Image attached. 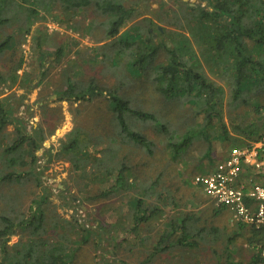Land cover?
<instances>
[{"label": "rangeland", "instance_id": "obj_1", "mask_svg": "<svg viewBox=\"0 0 264 264\" xmlns=\"http://www.w3.org/2000/svg\"><path fill=\"white\" fill-rule=\"evenodd\" d=\"M179 1L143 0L145 3L138 5L142 15L136 21L144 23L145 32L146 28H149L153 33L152 43L157 48V53L140 63L136 70L131 68L130 63L137 55H130L129 51L137 47L133 45H143V43L135 41L129 48L119 42L125 33H133L130 29L133 23H128L113 41L106 39L97 42V38L102 37L103 28L96 25L95 29L92 27L90 29V22L96 19L92 17V9H88L86 13H78L77 18L70 21L64 19V15L61 17L62 21L55 20L54 16H57L58 12L52 14L39 12L36 22L31 26L33 36L35 37L34 31L42 29L48 35L54 36V46L51 48L36 46L34 54H31L28 69L18 75L30 73L32 77H42L40 84L29 92L27 99L33 90L37 92L41 90L45 100L39 101V94H36L32 102L28 100L24 102L29 107L26 109L24 107V110L16 115L29 118L28 127L40 124L47 131L53 129L52 134L43 142V149L38 152V155H44L45 159L46 154L50 152L53 159L41 174L42 186H38L30 170L31 166L11 167L5 159L0 160V179L9 173L17 174L20 170H27L18 177L0 180V227L3 226L2 217L13 220L28 219L31 209L38 207L35 201H42L41 198L44 197L45 199L39 203L44 216L45 229L40 230L38 236L34 235L35 240H38L39 236L56 239L64 230L65 236L73 239L74 233L70 225L58 224L52 228V223L70 221L72 217L84 222L87 227L94 228V222L87 220V214L92 219L96 216L103 226L102 235L88 234L87 240L77 245L78 249L73 253L71 264H166L170 260L167 255L168 250L156 255L155 258L151 255L154 254V246L159 234L165 229L166 220L171 219L172 216H180L178 214L181 212L185 217L193 220L191 224L195 230L190 233L195 234L193 240L198 245L189 248L174 246L170 248V251H182L180 260L181 262L185 260L186 263L180 264H259L252 261L264 243L251 242L248 238L251 227L234 221L228 210L217 208L192 181L195 175L208 170L226 157L231 148L230 140L223 141L220 129L214 128L209 131L210 138L195 137L176 157L169 151L168 137L171 134L178 138L191 125L198 130L196 125L202 122L201 117L195 118L194 111L184 98H165L154 88V71L166 57L160 43L162 38L168 40L167 37H158L155 28L159 30L172 28L167 18L171 16L168 11L178 8ZM186 3L194 6L199 0H188ZM48 18L63 24L65 33H49L45 25ZM147 18L151 19V23L144 21ZM159 18L165 19L164 22ZM7 31L11 32V29ZM23 36L24 33H18L20 42L15 47L20 58ZM167 43L168 47L171 46L170 42ZM58 46L63 47L62 51L54 50ZM149 47L150 44H146L144 49L150 51ZM42 63H45V66L43 73L39 74ZM66 74L76 83H86L92 79L98 86L128 98L133 109L154 114L164 124L166 132L158 133L154 124L150 122L133 121L134 124L130 125L132 130L153 142L152 153L148 154L143 148L131 142L124 145L119 143L121 150L115 156L111 149L106 152L107 148H113L108 145L107 138L111 140L119 130L112 119L111 105L103 95H95L88 102H53L57 98L55 93L62 88ZM45 85L47 88H44ZM260 100L264 105V98ZM45 103L47 110L42 111L41 105ZM12 104L14 112L22 106L15 99L12 100ZM237 112H242V109H238ZM223 114L230 137L236 136L227 109ZM239 121H244V118ZM75 129L81 131V133L79 131L80 137L84 138L86 134L93 139L85 140L87 144L81 151L84 153L62 152L61 144ZM97 136L102 142L92 145V140ZM16 137L14 124L3 127L0 136V156L4 147L11 144ZM234 146L242 148L244 144L236 143ZM24 149L29 148L25 146ZM94 158L103 159L102 164L96 165L97 161L93 164ZM105 162L106 165L112 164L111 170L113 168L116 170L109 181L102 180L107 177L100 176L99 170H104ZM121 162L126 165L124 176L132 189L125 185L120 186L114 181ZM92 164L95 167L92 168ZM62 185L66 188V194H61L58 190L63 188ZM108 190L110 193H107L106 197H101ZM143 190H146L147 197L143 204V209L148 210L146 215L153 207H160L161 213L145 225L140 224L137 231H131L133 207L131 202L135 192L142 193ZM157 194H160V198ZM71 197L74 198L73 202L68 203ZM81 208L83 213L79 211ZM30 231L29 228L20 227L10 236L6 245V252L11 255L8 263L17 260L16 264H24L25 261L31 262L35 259L36 253L27 251L30 248L28 245ZM81 236L82 234H77L76 239L79 240ZM176 255L178 253L175 251L174 259H177Z\"/></svg>", "mask_w": 264, "mask_h": 264}, {"label": "trees", "instance_id": "obj_2", "mask_svg": "<svg viewBox=\"0 0 264 264\" xmlns=\"http://www.w3.org/2000/svg\"><path fill=\"white\" fill-rule=\"evenodd\" d=\"M140 3L143 5L145 2L143 0H0V53L8 49L9 46L16 50L15 47L20 42L18 33H24V36L29 33L40 11H45L46 14L58 12V17L54 16L55 20L62 21L61 17L64 15L63 18L70 21L77 18L78 13H86L88 9H92V17L101 18V20L95 19L90 22V29L91 27L95 29L96 25L103 28L102 37L97 38V42H103L106 39H112L113 41L128 23H133L130 27L133 33H125L119 42L129 48L135 41L143 43V45H133L137 47H133V50L129 51L130 55H137L132 58L130 63L131 68L136 70L140 63L147 61L157 53V48L152 43L153 33L149 28H146L145 32L144 23L136 21L142 15L138 8ZM203 3L204 6H202ZM168 12L171 13V16H167V18L170 21L169 23L172 24V28L163 30L155 28L158 37H167L168 40L162 38L160 43L166 57L165 61L159 63L154 71V88L157 93L165 98H184L194 111L195 118H202V122L196 125L198 130L191 125L178 138L174 137V134L168 137V139L170 138L168 147L172 156L176 157L197 136L205 139L210 138L209 131L214 128L220 129L223 141L230 140L231 147L236 143L244 144L247 141L260 138L264 132V105L260 100L264 98V0H199V3L194 6L179 1L178 8L170 9ZM159 19L162 22L165 20ZM144 21L151 23L149 18ZM8 29H11V32H8ZM34 34L35 37L33 36L32 40L33 54L36 46L39 48L54 46V36L48 35L42 29L34 31ZM167 42H170L171 46L168 47ZM146 44H150V51L144 49ZM62 49V46H58L54 50L60 52ZM55 56L57 57V53H55ZM22 62L23 58L21 56L15 62L12 71L8 73L10 76H6V79L12 80L13 85L23 89V94L18 98L12 95L6 98L5 104H7L8 111L2 110L0 105V136L3 127L7 124H14L17 135L11 144L4 147L0 160L5 159L11 167L16 165L19 168L22 165L31 166L30 170L32 175L35 176L38 186H42L40 180L42 169L38 164L40 159L38 152L42 149V144L46 138L52 134L53 129L47 131L40 124L35 127H28L27 121L29 118L19 117L14 112L13 104L10 102L15 99L25 109L28 108V104L24 102L27 100L29 92L42 81V77H32L30 73L19 76L16 71L20 68ZM44 66L45 63H42L39 74L43 73ZM67 74L63 79L61 90L55 93L57 98L54 101L88 102L95 95H103L111 105L112 119L119 130L114 138L111 140L109 137L107 138L108 145L110 144L109 146L113 148L108 146L106 152L111 149L115 156L121 150L120 144L124 145L131 142L133 145L143 148L148 154L152 153L151 146L153 142L141 133L132 130L130 125L133 121L150 122L154 124L158 133L166 132L164 124L154 114L141 109H133L128 98H124L113 90L98 86L92 79L86 83H76ZM38 77L40 79L37 81ZM4 81L2 78L0 79V83ZM44 88H47V85ZM41 93L40 90L39 101L45 100ZM226 109L231 116L229 119L231 120L232 130L237 134L234 137H230L227 124L224 122L223 111ZM238 109H242V112H237ZM41 110H47L46 103L41 105ZM242 117L244 121H239ZM79 131V129H75L69 133L65 138V142L61 144L62 152L84 153L81 151L84 145L87 144L86 141L93 138H89L86 134L84 138L83 136L80 137ZM99 139V136H97L95 140H92V145L102 142ZM25 146L29 149L25 150ZM46 155V159L42 155L45 159V168L53 159L50 152ZM113 155L111 158H113ZM93 160V164L97 161L96 165L100 166L103 159L94 158ZM93 164L92 168L95 167ZM119 166V171L115 175V183L132 189L124 176L126 165L121 162ZM103 168L104 170H99L100 176L107 177L102 178V180L109 181L116 170H113V168V172H111L112 164H107ZM26 171L24 169L18 171L17 174L9 173L1 179H12L23 175ZM207 171L205 170L199 174H204ZM62 187V189H58L59 192L66 194V188L63 185ZM44 190L46 191L45 188ZM107 193H110V191L104 192L101 197H106ZM137 194L140 195L137 196ZM134 195L137 197L134 196L131 202L133 205L131 231H137L140 224L145 225L150 220L156 219L161 213L160 207H153L146 215L148 210L143 209V204L147 199L146 190H143L142 193L135 192ZM157 197L160 198V194H157ZM63 198L65 199V197ZM44 199V197L41 198L42 201ZM73 199L71 197L68 203L73 202ZM42 201H35L38 207L34 210L31 209L26 220L24 218L13 220L12 218L2 217L0 264H10L8 261L11 260L9 258L11 255L6 252V245L10 236L16 233L15 229L20 227L31 229L30 244L28 243L30 248L27 251L36 253L34 260L31 262L25 261L24 264H71L73 253L78 249L77 245L85 242L88 234L102 235L101 229H103V226L101 222L96 219V216H93L92 219L87 214V220L94 222V228L87 227L84 222H79L78 219L73 217L70 221L62 220V222L56 224L52 223V228L58 224L62 226L70 225V229L74 233L73 239H68L64 230L57 235L56 239L39 236L38 240H35L34 235L38 236L37 233L45 229L44 216L39 203ZM223 209L227 210L226 208ZM178 215L180 216H172L171 219L166 220L165 229L159 234L155 242L152 258L163 251L170 250L173 246L189 248L198 245L193 240L196 237L195 234L190 233L195 230L191 224L193 220L185 217L181 212ZM77 234H82L79 240L76 239ZM248 238L251 242L264 243V231L251 228ZM49 243L50 247L48 246ZM70 247L73 249L69 250ZM260 261L259 251L252 262L259 263ZM16 263L17 260L11 264Z\"/></svg>", "mask_w": 264, "mask_h": 264}, {"label": "built area", "instance_id": "obj_3", "mask_svg": "<svg viewBox=\"0 0 264 264\" xmlns=\"http://www.w3.org/2000/svg\"><path fill=\"white\" fill-rule=\"evenodd\" d=\"M45 25L49 33H65L63 24L52 18ZM32 39L33 30L25 34L21 44L23 62L17 74L28 69L33 53ZM38 156L43 172L45 159ZM192 181L217 208H226L234 221L264 231V132L257 140L244 143L242 148L231 147L225 158L210 171L195 175ZM79 211L83 213L82 208ZM260 258L259 264H264V245Z\"/></svg>", "mask_w": 264, "mask_h": 264}, {"label": "crops", "instance_id": "obj_4", "mask_svg": "<svg viewBox=\"0 0 264 264\" xmlns=\"http://www.w3.org/2000/svg\"><path fill=\"white\" fill-rule=\"evenodd\" d=\"M19 57H20V55L18 53V50L17 49L13 50L11 48V46H9L8 49H6L0 53V79L2 78V80H5L4 82L1 83V86H0V105L2 107V110H5V111H8L7 110L8 109L7 104H5L6 98H8L11 95L14 96L15 98H18L21 94H23V89L19 88L17 85H13L12 80L6 79V76H8V77L10 76V74H8V73H10L12 71L15 62L19 59ZM36 94H39V92H37L36 90H33L31 92V94L29 95V98L27 99L28 102H32L34 97L36 96ZM53 102H56V101H53ZM10 103L12 104V101ZM59 103H64V102H59ZM22 110H24L23 105L19 108V110L18 109L15 110V114L21 113ZM23 114H24V112H23ZM8 126H10V125H8ZM214 165L211 166V168H209L208 171H210L214 167ZM175 251L178 253V255H176L177 259H174V252ZM175 251H170V250L167 251V255H168L170 260L167 261L166 264L186 263L185 260L183 262H181V260H180V257L182 255V251L181 250H175Z\"/></svg>", "mask_w": 264, "mask_h": 264}, {"label": "water", "instance_id": "obj_5", "mask_svg": "<svg viewBox=\"0 0 264 264\" xmlns=\"http://www.w3.org/2000/svg\"><path fill=\"white\" fill-rule=\"evenodd\" d=\"M183 2H187L188 0H182Z\"/></svg>", "mask_w": 264, "mask_h": 264}]
</instances>
